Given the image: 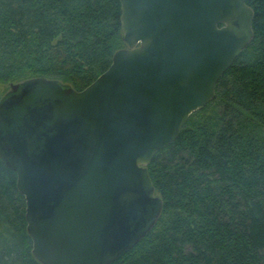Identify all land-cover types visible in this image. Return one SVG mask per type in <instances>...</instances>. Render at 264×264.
Instances as JSON below:
<instances>
[{"label":"water","instance_id":"95a60500","mask_svg":"<svg viewBox=\"0 0 264 264\" xmlns=\"http://www.w3.org/2000/svg\"><path fill=\"white\" fill-rule=\"evenodd\" d=\"M119 1L125 47L93 82L33 77L0 98V158L41 264H111L151 231L147 165L254 36L248 0Z\"/></svg>","mask_w":264,"mask_h":264},{"label":"trees","instance_id":"16d2710c","mask_svg":"<svg viewBox=\"0 0 264 264\" xmlns=\"http://www.w3.org/2000/svg\"><path fill=\"white\" fill-rule=\"evenodd\" d=\"M247 4L253 39L147 165L160 216L111 264H264V0ZM123 47L119 0H0V83L82 90ZM31 250L17 175L0 158V264H41Z\"/></svg>","mask_w":264,"mask_h":264},{"label":"rangeland","instance_id":"374dc122","mask_svg":"<svg viewBox=\"0 0 264 264\" xmlns=\"http://www.w3.org/2000/svg\"><path fill=\"white\" fill-rule=\"evenodd\" d=\"M10 84L11 83H0V98L9 92Z\"/></svg>","mask_w":264,"mask_h":264}]
</instances>
